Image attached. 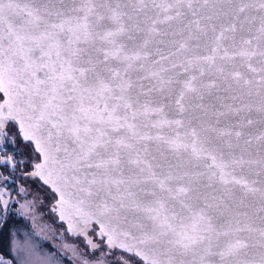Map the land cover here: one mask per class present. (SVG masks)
<instances>
[{
	"label": "snow or ice",
	"instance_id": "6c2138e0",
	"mask_svg": "<svg viewBox=\"0 0 264 264\" xmlns=\"http://www.w3.org/2000/svg\"><path fill=\"white\" fill-rule=\"evenodd\" d=\"M29 196L95 264H264V0H0V264H90Z\"/></svg>",
	"mask_w": 264,
	"mask_h": 264
},
{
	"label": "rangeland",
	"instance_id": "374dc122",
	"mask_svg": "<svg viewBox=\"0 0 264 264\" xmlns=\"http://www.w3.org/2000/svg\"><path fill=\"white\" fill-rule=\"evenodd\" d=\"M28 186H31V182H29V185H26V187ZM27 200L32 202L33 208L31 214L36 216L37 223L41 226L47 225L45 231L41 232L40 235L37 236L38 241L45 245V251L54 249L55 251L60 253L61 256H67L69 259H71L72 254L70 252H65L63 248L64 244H69L72 247L77 248L78 251L87 253L90 258V264H95L97 259H104V257L101 256L99 252H97L95 256H92V249L89 250L79 239L71 238L64 234L61 224L56 222L51 217L48 210L46 209V205L44 202L38 205L39 201L34 200L31 196L27 197ZM20 203H25V200H21ZM16 209L20 212L19 204H16ZM23 217L27 219L28 224L30 225V228L34 232V234L39 231L38 228L33 227L31 216ZM24 233V230H20L19 233L13 237V240L22 239L24 237ZM45 236H47L48 238L44 239ZM12 255L15 256L14 250L12 252ZM63 264H68V260H64ZM73 264H80V261L75 260L73 261Z\"/></svg>",
	"mask_w": 264,
	"mask_h": 264
},
{
	"label": "trees",
	"instance_id": "16d2710c",
	"mask_svg": "<svg viewBox=\"0 0 264 264\" xmlns=\"http://www.w3.org/2000/svg\"><path fill=\"white\" fill-rule=\"evenodd\" d=\"M16 187L18 188L19 187V184H17ZM13 196H15V192H13ZM47 199L44 200L45 205H46ZM39 204H42V203L39 201L38 205ZM10 212H12L14 214L12 219H13V221L16 222V227L19 229V231L20 230H24V232L25 231H31V232H33L31 230V228H30V225L28 224L27 219L25 217H23V216H20V212L16 209V204L14 206L10 205ZM11 223H12V221H10V226H11ZM6 233H7V228L5 229V233H4L5 234V237H6ZM33 234H34V232H33ZM34 238L38 241L37 235L34 234ZM7 253H8L7 239L5 238L4 241H3V243L0 244V254L5 255L6 258H7Z\"/></svg>",
	"mask_w": 264,
	"mask_h": 264
},
{
	"label": "water",
	"instance_id": "95a60500",
	"mask_svg": "<svg viewBox=\"0 0 264 264\" xmlns=\"http://www.w3.org/2000/svg\"><path fill=\"white\" fill-rule=\"evenodd\" d=\"M54 205H55V201L52 200L51 197H49V198L47 199V202H46V208H47L49 214L51 215V217H52L56 222H58V223L61 224L63 232H64L67 236H69V237H71V238H77V239H79L84 245H86V247H87L89 250H91V248L87 245V243H86L84 237H76V236H72V235H70V234H67V225H66V224H63V223L59 220L58 215H57L54 211H52ZM92 238H93L94 242H95L96 240L99 239L98 237H96V236H94V235L92 236Z\"/></svg>",
	"mask_w": 264,
	"mask_h": 264
},
{
	"label": "flooded vegetation",
	"instance_id": "af4514ba",
	"mask_svg": "<svg viewBox=\"0 0 264 264\" xmlns=\"http://www.w3.org/2000/svg\"><path fill=\"white\" fill-rule=\"evenodd\" d=\"M86 246V245H85Z\"/></svg>",
	"mask_w": 264,
	"mask_h": 264
}]
</instances>
